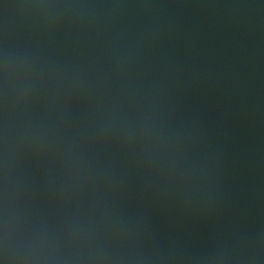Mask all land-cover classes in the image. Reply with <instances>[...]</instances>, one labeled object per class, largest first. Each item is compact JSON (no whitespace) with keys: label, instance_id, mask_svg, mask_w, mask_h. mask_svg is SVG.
Here are the masks:
<instances>
[{"label":"water","instance_id":"95a60500","mask_svg":"<svg viewBox=\"0 0 264 264\" xmlns=\"http://www.w3.org/2000/svg\"><path fill=\"white\" fill-rule=\"evenodd\" d=\"M0 264H264V0H0Z\"/></svg>","mask_w":264,"mask_h":264}]
</instances>
